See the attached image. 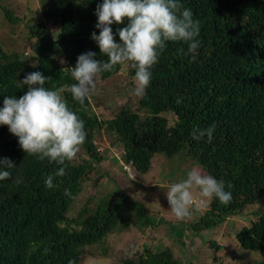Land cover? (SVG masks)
Returning <instances> with one entry per match:
<instances>
[{"label": "trees", "instance_id": "trees-1", "mask_svg": "<svg viewBox=\"0 0 264 264\" xmlns=\"http://www.w3.org/2000/svg\"><path fill=\"white\" fill-rule=\"evenodd\" d=\"M102 2L50 0L34 21H24L29 38L37 40L35 66L24 70L25 55L0 44V107L6 96L24 95L27 85L21 87L19 81L39 71L50 77L46 88L65 89L63 96L84 121L87 133L66 175L55 177L56 186L48 189L45 179L60 166L28 156L18 138L0 125V159L9 158L15 165L12 178L0 181V264H78L85 246L101 242L121 225L130 226L132 217L140 225L154 226L145 207L124 192L119 198L102 200L93 210L85 205L76 217L67 215L83 181L104 159L98 144L102 130L116 136L122 159L131 162L136 175L148 174L158 155H178L224 182L231 201L222 204L211 199L192 225L194 232L219 226L243 207L258 204L251 214L254 219L237 230L235 238L243 249L259 252L264 264V0H180L200 23L195 61L178 51L187 52V44L168 42L151 69V83L138 107H124L110 119L101 118L90 99L80 105L68 91L75 82L70 68L79 55L92 51L95 59H107L91 39L93 32L99 35L94 13ZM1 8L11 23L23 21L9 7ZM127 22L111 25L113 33ZM51 24L57 26L54 34ZM115 41L119 42L118 35ZM122 69L130 77L135 74L117 66L100 76L109 78ZM195 126H214L212 142L207 143L206 137L193 140ZM65 189L71 196L65 195ZM218 243L211 241L220 250ZM121 264L186 263L169 248H147L138 259L128 257Z\"/></svg>", "mask_w": 264, "mask_h": 264}, {"label": "clouds", "instance_id": "clouds-1", "mask_svg": "<svg viewBox=\"0 0 264 264\" xmlns=\"http://www.w3.org/2000/svg\"><path fill=\"white\" fill-rule=\"evenodd\" d=\"M94 14L99 35L93 32L91 39L98 45L100 55L107 59H95L96 53L89 51L79 55L75 66L70 68V76L75 82L68 91L80 105L95 92L99 75L112 72L117 66L134 70L132 95L142 97L151 83V69L168 42L187 44V52L183 48L178 51L190 55L192 61L196 59L200 47L197 39L200 23L180 0H103L97 4ZM125 19L127 25L117 28L114 34L111 25L123 24ZM115 35L119 36V42L115 41ZM49 79L39 71L26 74L19 81L21 87L27 85L26 93L19 98H4L3 107H0V125H6L18 138L20 148L28 156L60 166L54 175L45 179L46 188L52 189L56 186L54 178L66 175V167L76 159L87 133L84 121L69 108L63 96L65 89L45 87ZM214 131V126H195L191 136L196 141L206 137V142L211 143ZM119 161L124 160L119 158ZM14 168L11 159H0V181L11 179ZM20 182L17 178L16 183ZM65 195L71 196L68 189H65ZM166 198L174 217L184 220L194 210H199L205 199L216 198L222 204H228L232 194L225 190L222 180L193 167L186 178L169 184Z\"/></svg>", "mask_w": 264, "mask_h": 264}, {"label": "rangeland", "instance_id": "rangeland-1", "mask_svg": "<svg viewBox=\"0 0 264 264\" xmlns=\"http://www.w3.org/2000/svg\"><path fill=\"white\" fill-rule=\"evenodd\" d=\"M49 2L50 0H0V44L9 52L18 49L25 55L22 60L24 70L35 63L37 43L35 38H29V27L24 21H34ZM1 5L9 7L23 21L11 23ZM50 27L54 34L57 26L51 24ZM134 87L133 77L125 69L109 78L99 75L96 90L90 98L93 110L101 118L110 119L124 107L135 109L140 97L132 95ZM168 117L171 121L174 119L172 115ZM115 140V135L101 131L98 144L104 159L83 181L82 191L71 204L67 215L69 218L76 217L85 205L93 210L102 200L119 198V193L124 192L145 207L146 217L155 224L140 225L136 216L132 217L130 226L121 225L119 230L114 228L101 242L85 246L78 264H121L128 257L138 259L147 248L155 251L169 248L186 264L261 263L262 256L259 252L243 249L235 238L236 231L249 225L254 219L251 214L259 209L258 204L243 207L237 215L229 217L219 226L194 232L192 225L200 220L211 200L205 199L207 206L200 205L199 210H194L189 218L177 220L170 211L166 191L170 183L186 178L187 172L193 167H198L205 174H208L207 171L194 161L185 160L178 155H158L148 174L136 175L133 167H130V172L124 166L128 164L119 161L122 158L121 146L115 144ZM194 195L198 196L196 193ZM177 230L184 231V235L178 237ZM211 241L219 242L222 248L217 250Z\"/></svg>", "mask_w": 264, "mask_h": 264}, {"label": "water", "instance_id": "water-1", "mask_svg": "<svg viewBox=\"0 0 264 264\" xmlns=\"http://www.w3.org/2000/svg\"><path fill=\"white\" fill-rule=\"evenodd\" d=\"M25 18V17H24ZM31 20H33V19H31ZM31 20H28V21H31ZM176 235L178 236V237H182L183 236V231L182 230H177L176 231Z\"/></svg>", "mask_w": 264, "mask_h": 264}, {"label": "built area", "instance_id": "built-area-1", "mask_svg": "<svg viewBox=\"0 0 264 264\" xmlns=\"http://www.w3.org/2000/svg\"><path fill=\"white\" fill-rule=\"evenodd\" d=\"M124 163V162H123ZM128 164V166L126 165V164H124V166L126 167V168H128V170L130 171V172H132V170L130 169V167H132V164H131V162L130 163H127ZM202 204H204V202L202 203ZM201 204V205H202Z\"/></svg>", "mask_w": 264, "mask_h": 264}]
</instances>
